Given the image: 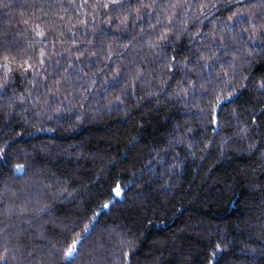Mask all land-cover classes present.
<instances>
[{
	"label": "trees",
	"instance_id": "trees-1",
	"mask_svg": "<svg viewBox=\"0 0 264 264\" xmlns=\"http://www.w3.org/2000/svg\"><path fill=\"white\" fill-rule=\"evenodd\" d=\"M121 3L0 0V264H264V0Z\"/></svg>",
	"mask_w": 264,
	"mask_h": 264
},
{
	"label": "snow or ice",
	"instance_id": "snow-or-ice-1",
	"mask_svg": "<svg viewBox=\"0 0 264 264\" xmlns=\"http://www.w3.org/2000/svg\"><path fill=\"white\" fill-rule=\"evenodd\" d=\"M112 4L116 7H122V3L121 0H111ZM105 7H107V4L104 5ZM30 67V66H29ZM115 192L117 195L121 194V190L119 187H117L115 189ZM105 207H107V205H105ZM88 229H85V232L87 233ZM82 243V239L80 241H73L71 246L67 249L65 255L68 257H72L74 254H76L77 250H78V246Z\"/></svg>",
	"mask_w": 264,
	"mask_h": 264
}]
</instances>
